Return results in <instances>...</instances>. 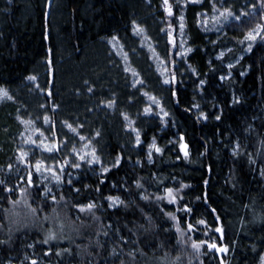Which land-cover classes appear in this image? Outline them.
Wrapping results in <instances>:
<instances>
[{
    "label": "trees",
    "instance_id": "1",
    "mask_svg": "<svg viewBox=\"0 0 264 264\" xmlns=\"http://www.w3.org/2000/svg\"><path fill=\"white\" fill-rule=\"evenodd\" d=\"M27 1L33 16L22 23L20 3L18 0H12L5 15V23L0 28V86L11 90L20 88L32 70L48 57L53 65L63 57L80 62L84 59L86 51L98 45L101 40L110 38L111 35L119 37L129 35L135 12L132 6L135 0H63L66 21L58 26L57 37L56 26L45 17L39 0ZM85 5L88 6L87 10L84 9ZM253 13L252 21L258 20L257 10ZM252 26L254 23L249 22L248 27ZM225 30L227 35L219 42L220 46L213 50V46L203 42L201 47L203 52L197 51L192 58L196 62L200 78L209 81L203 99L197 94L196 100L201 103V108L209 113L214 110L213 102L223 109V118L219 125L222 136L214 135L217 128L214 120L206 126L197 124L194 117L174 108L172 103L171 116L178 127L169 126L162 131L154 120L144 121L142 137L150 139L155 135L161 147L165 146L169 138L175 139L172 133L179 131L185 134L186 140L190 142L193 161L190 164L183 161L172 163L175 154L166 153L162 158L165 162L158 160L155 167L148 166L145 169L137 167L134 171L127 167L120 171L119 175L110 173L112 183L124 179L132 182V194L123 192V189L119 191L111 189L110 185L103 187L104 193L121 194L122 199L127 197L126 203L129 201L135 203H129L127 209L121 206L115 211L101 207L96 210V215L100 217L99 221L78 213L74 207L80 202L86 203L87 194L77 197L76 194H68L65 190L63 201L57 204H51L49 201L48 205H38L33 197H28V204L31 207L45 208L33 216L18 193L14 198L20 203L14 205L6 199L11 194L0 191V240L7 241L0 244V264L7 262L17 264L24 256L29 257L33 254L35 255L33 258L37 259L39 264H119V258L110 255L111 248L117 245L118 251L122 249L124 253L129 251L136 253V259L132 264H189V261L191 264H200V260H203L204 264H220L221 258L211 252L201 255L197 260L190 247L185 246L183 242L176 244L174 229L171 232L159 230V225L163 223L161 217L157 215L153 205L138 200L133 182L134 176L136 179L145 177L142 183L149 192L155 191V185L150 181L152 172H155L157 177H169L165 180L169 185L172 184L170 177L173 175L177 180L192 184L193 189L185 190L188 193L185 201L193 200L194 205L200 209L195 213L196 218H205L211 225L214 222L213 217L200 202L194 200L195 194L207 191L210 198L209 206L218 210L225 229L223 242L230 247L229 253L226 256L223 254L225 264H258V256L264 254V177L259 174V170L264 168V45L257 43L252 53L244 56L232 70V79L224 81L221 87L217 74L228 72L226 67L222 68L228 57L222 62L215 60V56L220 50H226L228 47L238 49L240 46L236 45L235 41L241 38L242 31L247 29L237 30L226 26ZM209 60L213 61L212 67L216 68V73L209 71ZM240 72L245 74L241 76ZM196 79L197 77L192 81H186L187 92L181 96L182 105H186L187 100L191 99L195 88L193 81ZM233 97L238 98L241 103L234 104ZM105 137L107 139L105 150L109 157L113 151H119L118 146L121 144L113 132L105 131ZM204 137H208L207 147L210 156L199 157L198 153L204 150L201 147ZM221 140L224 143H221ZM229 140L233 143L239 140L243 156L240 158L231 156L230 147L225 146ZM8 152L10 151L0 149V169L6 170L10 162L12 156L8 155ZM138 158L144 159L143 156ZM249 159L255 160L256 163L249 164ZM209 164L212 167L211 174L205 171ZM125 172L128 173L127 176L124 175ZM3 176L4 172L0 171V178ZM203 180L209 181L206 188ZM10 182L18 183L14 175L10 177ZM91 182L95 183V179L91 178ZM98 202L101 205L107 204V201L103 200ZM53 208L55 212L52 211ZM168 210L173 209L169 207ZM78 215L83 218V222L77 218ZM45 216L49 217L47 221L44 220ZM145 216L153 217V223L157 225L155 230L145 232L140 227L141 225L151 227ZM108 224L120 228L121 234L130 240L137 238L150 240L156 247L145 248L140 245V250L145 252V255L141 256L137 245L119 244L114 230L106 227ZM49 228L54 229L61 238L49 245L37 243L43 239ZM129 228L133 229L136 235L129 232ZM103 231H108L109 236H104ZM191 235L193 239L197 236L206 239L200 232ZM98 243L102 247H97ZM29 244L35 246L30 248ZM49 248L52 255L44 256L43 252ZM65 248L68 249L67 252L64 251ZM56 251H60L61 256H56ZM177 256L181 258L179 261L176 260ZM121 258L126 264L131 261L127 255ZM29 261L30 259L25 260L21 264H29Z\"/></svg>",
    "mask_w": 264,
    "mask_h": 264
},
{
    "label": "snow or ice",
    "instance_id": "2",
    "mask_svg": "<svg viewBox=\"0 0 264 264\" xmlns=\"http://www.w3.org/2000/svg\"><path fill=\"white\" fill-rule=\"evenodd\" d=\"M8 3L11 4L12 0H8ZM148 3L151 4V0H148ZM218 3L219 7H217ZM206 4L211 5V16L209 12L202 10ZM46 6H51V0H47ZM160 8L165 15V19L161 23L166 26L160 29L165 42V53L163 56H160L155 48L149 47V52L156 63L158 83L169 92V100L174 108L194 117L197 124H204L206 126L211 120H214L217 124L214 135L222 136L219 125L222 122L223 109L213 102L214 110L209 113L202 109L201 103L196 100L197 94L203 99L209 86V81L200 78V74L190 63V54L194 53L195 49L189 46L186 13L189 8L194 10L196 27L205 34L209 32L218 33L223 30L225 25L237 30L246 28V31H242L241 38H237L235 41L236 45L240 47L238 49L228 47L227 51L233 54L236 51L252 53L257 43L264 45V0H259L257 10L259 19L256 21H252L253 12L234 10V5H229L228 0H171V2L170 0H161ZM252 8L257 9V4L253 3ZM44 15L47 17L48 13L46 12ZM249 22L254 23V26L248 27ZM130 30L132 36L141 37L143 40L148 39L145 29L135 20L131 21ZM222 39L218 35L216 39L209 41L213 46V50L217 46H220L219 42ZM108 43L112 45L113 51L117 52V54L122 52L123 46L120 44V37L118 35H111ZM141 47H144L143 43H141ZM122 58L127 62V53H124ZM224 58L225 53L223 51L215 56V60L222 62ZM243 59L244 55H240L235 63L228 62L222 64V68L226 67L228 72L226 74H217L221 87L224 81L232 79V70ZM208 63L209 71L216 73V68L212 67L213 61L209 60ZM47 66H52L51 60L47 61ZM181 68H184L185 71H181ZM124 71L130 72L133 77L130 87L140 93L141 97L146 98L141 101L143 108L137 111V118L158 119V124L163 126L162 131L169 128V126L172 128L178 127L171 113L161 103V100L144 90L145 81L137 78L139 73L127 66L124 68ZM185 72H190L197 79L193 81L195 88L192 91L191 99L187 100L186 105H182L181 96L187 92L186 80L184 78ZM239 74L243 76L245 73L240 72ZM204 75L207 76V73ZM26 79L31 83L37 81L35 75H29ZM85 83L87 84V81ZM36 88L41 93L46 94V97L53 98L54 93L51 89L47 87L41 88L38 83L36 84ZM87 91L93 93L94 89L88 87ZM0 99L13 100L14 98L6 87L0 86ZM132 102L133 97H130L129 103L131 104ZM233 103L240 104L241 101L233 97ZM116 106L117 100L109 97L106 100H102L96 107L100 109H115ZM58 107L54 102L51 106L41 104L40 108L43 111L34 119H21L19 116L17 117L19 123L24 127V131L20 133V137L22 145L26 147L19 146L14 154V159L10 158L6 170L0 169V171L4 172L3 178H0V191L11 194L6 199H9L14 205L20 203L19 200L14 198L18 193L33 216L44 211L45 208L39 206L31 207L28 204V197H33L38 202V205H48L49 201L51 204H57L65 199L66 190L68 194L74 193L77 197L87 194V202H80L75 204L74 207L78 213L86 214L94 220L99 221L100 217L96 215L97 209L106 207L115 211L121 206L127 209L129 203H135V201L126 203L127 197L122 199L121 194L104 193L103 187L110 185L111 189H116L117 191L123 189V192L132 194V182L124 179L112 183L110 173L119 175V172L127 167H130L133 171L137 167L141 169H145L148 166L155 167L158 160L165 162L162 158L166 153L175 154V159L171 161L172 163L183 161L190 164L193 161L190 142L186 140L185 134L179 131L172 133L175 139L169 138L165 146L161 147L158 145V138L155 135L150 139L146 136L142 137V130L134 126L136 121L132 120L126 112H121L120 116L124 122V131L129 134V146L119 145V151H113L109 154V159H105L103 153L98 148L99 140L102 138L101 130L94 129L92 134L86 135L82 131L85 123L79 121V118L74 121L67 119L57 121L53 114L57 113ZM91 110L89 109V111ZM65 129L66 131H64ZM203 140L204 143L201 147L204 150L198 153L199 157L210 156V150L207 147L208 137H204ZM221 143H224V141L221 140ZM225 146L230 147L233 158H240L244 155L241 151L242 145L239 140L235 141V143L229 140ZM128 152H135L137 157L143 156L144 159L137 158L133 160L127 154ZM248 163L255 164L256 161L249 159ZM201 166L203 167V164ZM21 169H23V175H21ZM205 171L211 174L212 167L210 164L205 168ZM259 174L261 177H264V168L259 170ZM13 175L16 177L18 183L11 184L10 177ZM124 175L127 176L128 173L125 172ZM91 178L95 179V183L91 182ZM144 179L145 177H140L139 179H136L135 176L133 177L134 187L137 190L136 195L139 201L151 204L157 210V215L163 221L159 225L160 231L171 232L174 229L176 244L183 242L185 246L190 247L197 260H199L201 255H207L209 252L213 253L214 256L216 254H224L226 256L229 253V245L223 242L225 239V229L221 217L215 207L209 206L210 198L207 191L195 194L194 200L200 202V205L213 217L214 222L211 225L205 218H196L195 213L200 211V209L194 205L193 200L185 201V196L188 195L185 190L193 189L192 184L177 180L173 175L170 177L172 184L169 185L165 183V180L169 179V177H157L156 173L152 172L150 181L155 185V191L149 192L145 184L142 183ZM208 184V180H203L205 188ZM93 194L96 195L94 196ZM101 200L107 201V204L101 205L98 202ZM169 207L173 210H168ZM140 210L143 214V209L141 208ZM52 211L55 212V208ZM77 218L83 222L81 216L78 215ZM144 218L151 227L145 225H141L140 227L145 232L155 230L157 225L153 223V217L145 216ZM48 219V216L44 217L45 221ZM106 227L114 230V235L118 237L119 244L125 246L129 245V243L137 245V250L141 256H144L145 252L140 250V245H143L145 248L156 247V244L150 240H141L139 238L130 240L126 238L121 234V229L113 224H108ZM60 229L62 231V224L60 225ZM128 231L136 235L133 229L129 228ZM198 232L202 233L206 239H201L199 236L193 239L191 234ZM102 234L109 236L108 231H103ZM60 238L54 229L49 228L46 230L43 239L37 241V243L49 245ZM5 243L7 241L0 240V244ZM34 246V244L28 245L30 248ZM97 247H102V245L98 243ZM118 247L119 245L111 248V257L119 258V264H126L125 260L121 257L127 255L131 258L128 264H132L136 259V253L132 251L124 253L122 249L118 251ZM64 251L67 252L68 249L65 248ZM43 255L51 256V248L44 251ZM55 255L61 256V252L56 251ZM180 259L179 256L176 257L177 261ZM25 260H29V257L25 256ZM258 262L259 264H264V254L258 256ZM29 264H39V262L33 258L30 259ZM189 264H191V261H189ZM200 264H204V261L200 260ZM220 264H225L223 257L220 259Z\"/></svg>",
    "mask_w": 264,
    "mask_h": 264
},
{
    "label": "rangeland",
    "instance_id": "3",
    "mask_svg": "<svg viewBox=\"0 0 264 264\" xmlns=\"http://www.w3.org/2000/svg\"><path fill=\"white\" fill-rule=\"evenodd\" d=\"M20 3V19L25 23L29 17L33 16L27 0H18ZM171 2V0H170ZM257 4V9L252 8V4ZM259 0H228L229 5H234V10H247L255 12L258 10ZM161 0H135L132 4L135 12L134 18L138 24L145 29V34L148 39L143 40L141 37H134L131 35H124L120 37V44L123 50L120 54L113 51L112 45L108 43L110 38L103 39L98 45L92 46L89 51H86L84 59L80 62L63 57L56 65L47 66V61L50 57L43 60L30 75H35L37 81L35 83L29 82L25 79L24 83L18 89H8L13 100L0 99V149L8 152V155L14 159V154L19 146L22 145L20 133L24 131L23 125L19 123L17 117L21 119L35 118L43 111L40 108L41 104L51 106L53 102L58 105L55 118L57 121L67 119L74 121L79 118V121L85 123L82 130L84 134H92L94 129H99L102 132V138L99 140L98 148L103 153L105 159H109L105 147L107 145L105 131L113 132L118 136V143L128 147L129 134L124 131V122L120 116L121 112L129 114L130 118L136 121L134 126L139 127L144 131L142 123L151 118L140 117L137 118V111L142 110V100L146 98L141 97L140 93L131 88V81L133 77L130 72H125L124 68L135 70L139 73L137 78L145 81V91L151 95L157 96L161 103L166 106V110L171 113V102L169 100V92L158 83V73L156 71V63L154 62L149 47L155 48L160 56L165 53V42L160 32L163 25L161 21L165 19L160 8ZM47 0H39V6L44 14L47 12L51 24L58 26L66 21L64 15L63 0H51V6L47 7ZM219 3L217 7H219ZM10 9L8 0H0V28L5 23V15ZM85 10L88 6L85 5ZM209 12L211 16V5L206 4L202 9ZM188 25V42L196 53L202 51V43L212 46L209 41L220 37H225V27L220 32L203 33L196 27L194 20V10L189 8L186 13ZM65 20V21H64ZM58 37V29L55 31ZM143 43L144 47H141ZM223 51L225 58L228 57V62L235 63L240 55H248L249 53L235 52L229 54L226 50H220L218 54ZM127 53V62L122 58L123 54ZM194 53L190 54V63L197 70L196 62L193 58ZM217 54V55H218ZM225 63V64H226ZM227 69V68H226ZM181 71H185L181 68ZM228 71V69H227ZM196 76L190 72H185V80H193ZM87 81V84L85 83ZM41 88H49L53 91V98L46 97V94L41 93L36 84ZM88 87L94 89L93 93L87 91ZM117 100L115 109H100L96 107L102 100L107 98ZM133 97V102L130 104L129 99ZM89 109H92L89 111ZM156 126L163 128L158 124V119L154 120ZM39 123V122H38ZM59 127V124H58ZM66 131V129L64 130ZM47 134V133H46ZM4 144V146L2 145ZM26 147V146H24ZM129 155L137 159L135 152H128ZM33 256H35L33 254ZM29 256V259H33ZM219 258L223 254H217ZM35 259V258H34ZM25 262V256L17 264ZM5 264H10L7 262ZM259 264V262H258Z\"/></svg>",
    "mask_w": 264,
    "mask_h": 264
}]
</instances>
